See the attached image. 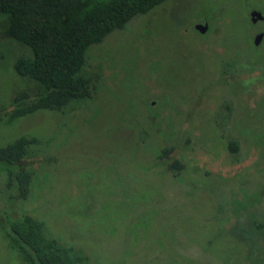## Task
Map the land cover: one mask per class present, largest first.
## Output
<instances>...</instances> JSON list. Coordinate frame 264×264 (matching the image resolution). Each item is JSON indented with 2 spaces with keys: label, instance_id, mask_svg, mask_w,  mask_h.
I'll return each instance as SVG.
<instances>
[{
  "label": "rangeland",
  "instance_id": "rangeland-1",
  "mask_svg": "<svg viewBox=\"0 0 264 264\" xmlns=\"http://www.w3.org/2000/svg\"><path fill=\"white\" fill-rule=\"evenodd\" d=\"M6 28L0 147L36 142L26 194L0 168V264H25L1 224L26 215L90 264H264V0H166L89 47L90 99L12 123L42 88L15 73L32 52Z\"/></svg>",
  "mask_w": 264,
  "mask_h": 264
},
{
  "label": "trees",
  "instance_id": "trees-1",
  "mask_svg": "<svg viewBox=\"0 0 264 264\" xmlns=\"http://www.w3.org/2000/svg\"><path fill=\"white\" fill-rule=\"evenodd\" d=\"M165 1L0 0V14L7 16L6 37L28 46L32 52L31 57L16 60L15 73L42 88V93L33 99L27 94L14 99L16 108L9 122L38 111H62L75 99H90L94 78L82 74L89 47ZM35 142L21 136L0 147V168L6 174L7 185L22 194L28 191L31 174L21 165ZM229 149L236 152V143H230ZM170 153L171 148L165 149L159 158ZM169 166L182 170L175 158L169 159ZM1 228L25 264H90L86 256L49 237L44 222L32 216L6 221Z\"/></svg>",
  "mask_w": 264,
  "mask_h": 264
},
{
  "label": "water",
  "instance_id": "water-1",
  "mask_svg": "<svg viewBox=\"0 0 264 264\" xmlns=\"http://www.w3.org/2000/svg\"><path fill=\"white\" fill-rule=\"evenodd\" d=\"M251 17V22L255 23L258 20H262L263 16L261 15V13L259 11H253L250 15ZM196 30H198L200 33H204L207 29V25L202 26V25H197L195 27ZM263 35L262 34H258L254 40V45H258L262 39Z\"/></svg>",
  "mask_w": 264,
  "mask_h": 264
}]
</instances>
